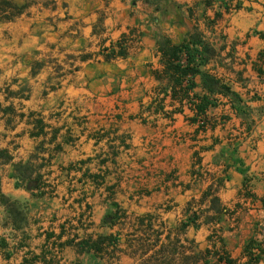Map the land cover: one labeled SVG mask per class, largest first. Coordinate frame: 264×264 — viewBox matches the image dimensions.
Wrapping results in <instances>:
<instances>
[{"label":"crops","instance_id":"1","mask_svg":"<svg viewBox=\"0 0 264 264\" xmlns=\"http://www.w3.org/2000/svg\"><path fill=\"white\" fill-rule=\"evenodd\" d=\"M158 8L0 0V264L264 248V0Z\"/></svg>","mask_w":264,"mask_h":264},{"label":"trees","instance_id":"2","mask_svg":"<svg viewBox=\"0 0 264 264\" xmlns=\"http://www.w3.org/2000/svg\"><path fill=\"white\" fill-rule=\"evenodd\" d=\"M133 2H137V0H132ZM145 5L147 6H153V7H156L158 8L159 7V4H151L149 3L148 1H145L144 2ZM6 5H9L7 2H6ZM124 42V39L121 40L120 43L117 44V51L116 50H113L111 49L107 55L105 56V59L109 60V59H113L115 57H118V56H124V50L122 48V43ZM190 42H186V43H183L182 45L180 46H170L169 42L168 41H165L164 42V45H162L163 47H159V52L161 54V56L163 57V59L165 58L166 59V62L170 65V63H176L174 67H171V70L175 71V72H179L181 76H187V75H194L195 73H197V70L193 67H191L189 64H186V66L180 68L177 63L179 62V59H180V55L182 53L185 54V58L186 60H190V50H189V45ZM193 88V84L192 82L188 81L186 86L184 87V90L188 91V90H191ZM207 106V103H203L201 105L198 106V111L199 112H203L205 107ZM110 242H115V239L113 238H110L109 239ZM256 250L255 253H253L252 251ZM165 252V249L164 250H160L158 252H156V255H159V254H164ZM209 250H204V251H201V254L204 255V258L207 257L209 255ZM245 253L247 255H249L250 257V261L249 263L247 264H257L258 261L260 260V255H264V252L262 250V248L256 243L255 240H250L249 243L247 244V246L245 247ZM215 256H217V261L218 262H223L224 264H235L234 261L226 258V256H223L224 254L221 253V252H217L215 251L213 253ZM154 262L156 263H159V264H172L171 261H167V262H164L162 260H154ZM203 264H209L208 261L206 259L203 260Z\"/></svg>","mask_w":264,"mask_h":264},{"label":"rangeland","instance_id":"3","mask_svg":"<svg viewBox=\"0 0 264 264\" xmlns=\"http://www.w3.org/2000/svg\"><path fill=\"white\" fill-rule=\"evenodd\" d=\"M123 1H127L130 4L138 3V4L142 5V6H144L145 8H148V9H150V10H152L154 12L156 9H159V8H156V7H153V6H147V5H145L144 2L148 1L149 3L155 5V4H160V2L162 0H137V2H133L132 0H123ZM212 237L214 238V241H218V235H213ZM262 250L264 252V248H262ZM201 251H203V250H200L199 253H197V250H196L195 246H192L191 244L185 243L183 245V249L181 251L178 250V254L180 255V258L178 256V259L175 260L174 257H173L174 254L173 255L171 254L172 256H170V255L166 256L164 258V260H162V261H164V262L171 261L172 264H203V260L204 259L207 260L209 255H212V253H214V251L211 249L210 250L211 254L209 253V255L204 258V255L201 254ZM166 252L169 253V251H166ZM207 261H208L209 264H224L223 262H218V261L214 260L213 258L212 259H208ZM147 264H159V263L149 261Z\"/></svg>","mask_w":264,"mask_h":264},{"label":"built area","instance_id":"4","mask_svg":"<svg viewBox=\"0 0 264 264\" xmlns=\"http://www.w3.org/2000/svg\"><path fill=\"white\" fill-rule=\"evenodd\" d=\"M104 51V50H103Z\"/></svg>","mask_w":264,"mask_h":264}]
</instances>
